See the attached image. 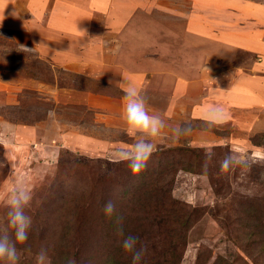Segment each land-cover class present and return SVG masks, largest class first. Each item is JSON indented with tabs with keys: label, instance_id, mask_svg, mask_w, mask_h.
<instances>
[{
	"label": "rangeland",
	"instance_id": "obj_1",
	"mask_svg": "<svg viewBox=\"0 0 264 264\" xmlns=\"http://www.w3.org/2000/svg\"><path fill=\"white\" fill-rule=\"evenodd\" d=\"M93 2L0 0V229L15 182L20 264H131L120 232L142 264H264V0ZM119 81L165 121L139 175L118 156L135 142ZM229 153L247 165L223 171Z\"/></svg>",
	"mask_w": 264,
	"mask_h": 264
},
{
	"label": "clouds",
	"instance_id": "obj_2",
	"mask_svg": "<svg viewBox=\"0 0 264 264\" xmlns=\"http://www.w3.org/2000/svg\"><path fill=\"white\" fill-rule=\"evenodd\" d=\"M116 83L124 90L123 131L135 138L130 149L120 150L118 156L120 161L127 162L133 175H139L146 167L155 149L150 138L161 135L165 121L161 116L149 113L145 97L136 88L121 81ZM48 115L55 117L56 114L50 110ZM209 119H215V115L210 114ZM190 131L191 129L187 126L177 125L173 129L174 138L179 140L181 136ZM247 163L246 157L229 153L220 162V168L227 172L235 166H246ZM31 199V193L24 186H16L13 182L7 200V226L0 229V264H20L21 250L18 249L17 244H24L29 237L32 218L27 214L26 207ZM115 211L116 206L113 201L104 204L103 212L106 217L111 218ZM9 228L12 230L11 232H9ZM118 234L122 237V250L131 254V264H142L145 249L143 246L138 247V238L132 235L124 236L122 232ZM36 264H51L46 250L42 249L36 254ZM67 264H76V261L70 258Z\"/></svg>",
	"mask_w": 264,
	"mask_h": 264
},
{
	"label": "crops",
	"instance_id": "obj_3",
	"mask_svg": "<svg viewBox=\"0 0 264 264\" xmlns=\"http://www.w3.org/2000/svg\"><path fill=\"white\" fill-rule=\"evenodd\" d=\"M99 0H94V2H93V4H92V7H95L98 11H100L102 8H100V2H98ZM142 2V1H141ZM125 3H126V7L125 8H128L130 5V3L129 2H126L125 1ZM70 4V3H69ZM89 4H90V6H91V3H90V1H89ZM71 6V4L70 5H67V8L66 9H68L69 10V8H71L70 7ZM221 9H224L223 7L221 8ZM96 10V11H97ZM86 11V10H85ZM242 12H243V15H245L246 16V6L241 10ZM109 13V12H108ZM116 14H118V17H119V20L121 21V20H126L127 18H129V16H128V14L125 12V11H121V9H119V12H115ZM130 13L131 14H134V11H130ZM125 16H127V18L125 19L124 17ZM77 29H79V28H77ZM243 29H244V26H243ZM247 30H248V28H246ZM77 32H79V31H77ZM244 32V31H243ZM251 33V32H250ZM244 34V33H243ZM252 34H253V36H255L256 34L254 33V32H252ZM247 36H249V35H247ZM78 36L75 34V33H73L72 35H71V37H70V39H71V41H74V39H76ZM253 39H255V38H253ZM255 40H253L252 42H254ZM78 42V41H77ZM257 42V41H256ZM240 45V44H239ZM76 74H80V75H83V76H86V77H89V78H91L92 79V77L91 76H89V75H85V74H81V73H76ZM83 90V89H82ZM78 91H81V90H78Z\"/></svg>",
	"mask_w": 264,
	"mask_h": 264
},
{
	"label": "trees",
	"instance_id": "obj_4",
	"mask_svg": "<svg viewBox=\"0 0 264 264\" xmlns=\"http://www.w3.org/2000/svg\"><path fill=\"white\" fill-rule=\"evenodd\" d=\"M72 75L74 76V81H75V84L73 85V88L76 89V90H82L85 87L87 88L88 86L85 85L86 84L85 83L86 80L92 81L91 78L83 76V75H80V74H72Z\"/></svg>",
	"mask_w": 264,
	"mask_h": 264
}]
</instances>
